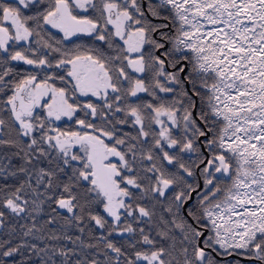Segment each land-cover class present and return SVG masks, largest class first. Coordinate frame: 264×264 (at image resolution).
Returning <instances> with one entry per match:
<instances>
[{
  "label": "snow or ice",
  "instance_id": "6c2138e0",
  "mask_svg": "<svg viewBox=\"0 0 264 264\" xmlns=\"http://www.w3.org/2000/svg\"><path fill=\"white\" fill-rule=\"evenodd\" d=\"M0 53V264H264V0L0 2Z\"/></svg>",
  "mask_w": 264,
  "mask_h": 264
},
{
  "label": "trees",
  "instance_id": "16d2710c",
  "mask_svg": "<svg viewBox=\"0 0 264 264\" xmlns=\"http://www.w3.org/2000/svg\"><path fill=\"white\" fill-rule=\"evenodd\" d=\"M0 2H11V1H10V0H0ZM153 2L156 3V2H158V0H153ZM90 14H91V15H95V13H90ZM161 14H162V15H167L168 13L164 12L163 10H161ZM148 19H149L150 21H152L153 23H169L167 20H155V19H154L153 17H151L150 15L148 16ZM50 31L53 32V33H55V31H53L52 29H50ZM163 31H168L170 34H172V26H171V24H169V28H168V29H163ZM57 35L59 36L60 34L57 33ZM154 38H155V39H159V34H158V33H157V34H154ZM82 41H85V42H87V43H91V40H89L88 38H84V37L79 38V40H78L77 38H73V41L66 42V43H67L69 46H72V44H74V43H79V42H82ZM27 46H28V45H24V47H27ZM166 46H169V45H166ZM17 47H20V46H17ZM32 47H36V44L33 43V44H32ZM145 47H146V51H147V50H150V47H151V46H147V45H146ZM0 55H3V54L0 53ZM29 55H30V53H29ZM9 66H10V67H13L14 69L19 70V71H21V72H23V73H25V74H26L27 72H39V70L32 69V68H31L30 66H28V65L18 64L17 62H11V61H10V62H9ZM61 74H63V73H61ZM133 75L135 76V74H133ZM14 78L18 79L19 77L10 76V77H8L7 79H8V80H12V79H14ZM43 78H44V77H43V74H39V75H38V79H41V80H42ZM145 79H146V80L150 79V74H145ZM56 83H57L58 85L61 84L60 81H56ZM8 94H10V93H8ZM160 95H165V94L161 93ZM2 98H4V97H3V96H0V99H2ZM139 98H140L141 100H143V101H151V100H152V98H151L150 96H148L147 94H144V93L141 94ZM169 98H170V97H169ZM80 99H81V98H80ZM88 99H92V98H88ZM131 99H135V98H131ZM81 100H83V99H81ZM3 115L7 116V113H4ZM78 115L82 117V116H83V113H82V112H81V113H78ZM97 123H98V122H97ZM57 126L60 127V128L63 129V130H68V129L75 130L76 127H77L73 121H64V122H61V123L57 124ZM201 126H202V125H201ZM153 128H154L155 131L158 132V129H157L155 126H153ZM125 131L132 132L133 129L130 128V127L125 126ZM174 134H178V133H176V132L174 131ZM149 139L151 140V137H149ZM10 151H14V150L0 149V155L5 154L6 152H10ZM170 151H171V150H170ZM184 155H185V161H186V162H190L189 159H188L187 154H184ZM208 158H211L209 154H208ZM192 159H195V157L193 156ZM13 163H19V161L13 159ZM165 163H166V162H165ZM169 167L171 168V166H169ZM200 167L203 168L204 165L201 164ZM171 170L175 171L174 168L171 169ZM196 171H197V178H198V177H199V169H197ZM217 175H218V174H217ZM201 182H202V185H203V181H202V179H201ZM143 183H147V182H146V181H143ZM133 191H136V190H133ZM136 203H143V204H145V205H147V206H151V203H152V202H151V201H148V200H141V201H136ZM52 207H55V205H52ZM44 208H45V211H46V212H47V211H50V209L48 208V205H47V204L44 206ZM0 210L5 211V212L7 213V210H6V209H0ZM162 210H163V207H162L161 205H157V212L159 213V212H161ZM164 215L167 216V213H164ZM42 218H43V217H42ZM129 219H130V218H129ZM30 223H31V220H22V219H19V218H13V217H11V215L9 214V217H8V219H7L6 222H5V224H6V228H5V230L7 229V227H9V226L15 224V225H16V228H17V241H18V240H19V233H21V232L23 231V229H21V228L19 227V225H20V224H30ZM144 227H145L146 230L148 229V225H147V224H145ZM151 235H152L153 237H155V231H154V230L151 232ZM4 238H7V237H4ZM112 239L118 241L119 243H123V239H124V238L113 236ZM130 239H132L133 241L139 239V233H138V230H137V234H136L134 237H130ZM157 239H159V238L157 237ZM14 242H16V241H14ZM137 247H146V246L137 245ZM124 251L127 252V253H131V252L133 251V249H130V248L127 247V245H125V246H124ZM121 259H123V258H121ZM216 259H217V260H220L221 258H220V259H219V258H216ZM228 259L232 262V264H252L251 261L244 262V261H242V260H240L239 258H236V257H230V258H228ZM221 264H223L222 261H221Z\"/></svg>",
  "mask_w": 264,
  "mask_h": 264
},
{
  "label": "water",
  "instance_id": "95a60500",
  "mask_svg": "<svg viewBox=\"0 0 264 264\" xmlns=\"http://www.w3.org/2000/svg\"><path fill=\"white\" fill-rule=\"evenodd\" d=\"M158 54V53H157ZM202 151H203V149H202ZM204 155L206 156V157H208V153L205 151L204 152ZM199 178V177H198ZM200 184H201V186H202V182H201V180H200ZM234 257H236V258H239L240 260H242V261H244V262H247V260H244L242 257H239V256H234ZM216 258H219L220 259V257H216ZM230 258V257H229Z\"/></svg>",
  "mask_w": 264,
  "mask_h": 264
},
{
  "label": "rangeland",
  "instance_id": "374dc122",
  "mask_svg": "<svg viewBox=\"0 0 264 264\" xmlns=\"http://www.w3.org/2000/svg\"><path fill=\"white\" fill-rule=\"evenodd\" d=\"M11 1V0H10ZM53 31H55L54 29H52ZM136 75V74H135ZM141 94H143V93H141ZM140 94V95H141ZM81 99H86V98H83V97H81ZM92 99H94V98H92ZM37 111H39V110H37ZM64 121H68L66 118H64V119H62L61 121H59V122H55L56 124H59V123H61V122H64ZM158 129V128H157ZM85 131H87V130H85ZM158 131H159V129H158ZM175 131V130H174Z\"/></svg>",
  "mask_w": 264,
  "mask_h": 264
}]
</instances>
